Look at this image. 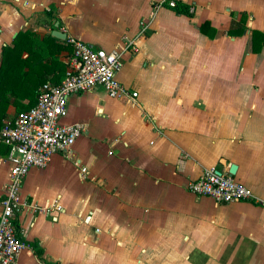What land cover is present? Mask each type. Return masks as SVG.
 <instances>
[{
  "label": "crops",
  "instance_id": "obj_1",
  "mask_svg": "<svg viewBox=\"0 0 264 264\" xmlns=\"http://www.w3.org/2000/svg\"><path fill=\"white\" fill-rule=\"evenodd\" d=\"M162 2L0 0V64L25 30L38 48L55 28L63 42L135 45L116 77L137 96L100 86L70 96L62 123H80L81 134L25 177L18 233L43 256L28 245L18 264H264V45H251L253 30L264 32V0H174L191 16ZM17 112L10 106L6 120ZM5 152L0 144V199ZM232 164L252 199L187 190L206 168L229 175Z\"/></svg>",
  "mask_w": 264,
  "mask_h": 264
},
{
  "label": "built area",
  "instance_id": "obj_2",
  "mask_svg": "<svg viewBox=\"0 0 264 264\" xmlns=\"http://www.w3.org/2000/svg\"><path fill=\"white\" fill-rule=\"evenodd\" d=\"M174 6V0H163ZM73 47L68 56L67 71L57 84L47 80L39 88L36 103L20 111L0 128V144L7 148L8 178L0 199V264H18L22 251L28 246L17 235L14 218L23 205L22 183L31 168H44L58 151L70 148L79 137L82 125L62 123L67 115L70 96L102 87L112 98H134L131 91L118 81L116 75L123 65V54L134 48L132 40L111 50L96 48L74 37H68ZM88 169L80 167L82 177ZM186 188L198 196H207L217 203L250 200L251 190L234 177L209 167ZM90 216L85 217L87 222Z\"/></svg>",
  "mask_w": 264,
  "mask_h": 264
},
{
  "label": "trees",
  "instance_id": "obj_3",
  "mask_svg": "<svg viewBox=\"0 0 264 264\" xmlns=\"http://www.w3.org/2000/svg\"><path fill=\"white\" fill-rule=\"evenodd\" d=\"M173 9L176 13L192 15L191 7L186 4L176 2ZM229 33L241 34L243 29L230 30ZM210 35L213 36V33ZM42 43V48L36 47L34 32L25 30L18 32L11 45L2 47L0 64V128L5 123L10 106L16 107L18 112L28 110L36 103L39 88L42 84L47 80L57 84L65 76L68 65L65 66L58 60V55L64 50L68 51L70 55L73 51L72 45L51 35H45ZM251 45L253 52H260L264 45V32L253 30ZM24 54L26 55L23 56ZM61 76L62 78L60 79ZM14 224L17 235L20 237L16 216ZM28 245L38 257L41 258L43 256V249L36 241Z\"/></svg>",
  "mask_w": 264,
  "mask_h": 264
},
{
  "label": "water",
  "instance_id": "obj_4",
  "mask_svg": "<svg viewBox=\"0 0 264 264\" xmlns=\"http://www.w3.org/2000/svg\"><path fill=\"white\" fill-rule=\"evenodd\" d=\"M51 36L61 39V40H65L67 37V34L59 29H53L51 31ZM236 166L234 164L231 165L230 169H229V175L233 176L234 172H235Z\"/></svg>",
  "mask_w": 264,
  "mask_h": 264
}]
</instances>
